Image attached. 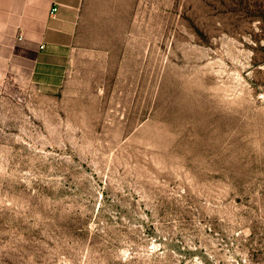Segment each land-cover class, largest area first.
<instances>
[{
    "label": "rangeland",
    "instance_id": "rangeland-1",
    "mask_svg": "<svg viewBox=\"0 0 264 264\" xmlns=\"http://www.w3.org/2000/svg\"><path fill=\"white\" fill-rule=\"evenodd\" d=\"M25 66L0 264H264V0H87L61 76Z\"/></svg>",
    "mask_w": 264,
    "mask_h": 264
},
{
    "label": "crops",
    "instance_id": "crops-1",
    "mask_svg": "<svg viewBox=\"0 0 264 264\" xmlns=\"http://www.w3.org/2000/svg\"><path fill=\"white\" fill-rule=\"evenodd\" d=\"M86 1L0 0V78L27 63L36 79L60 77L77 46Z\"/></svg>",
    "mask_w": 264,
    "mask_h": 264
},
{
    "label": "built area",
    "instance_id": "built-area-1",
    "mask_svg": "<svg viewBox=\"0 0 264 264\" xmlns=\"http://www.w3.org/2000/svg\"><path fill=\"white\" fill-rule=\"evenodd\" d=\"M57 9H58L57 7L53 8V9H52V10H53L52 12H55Z\"/></svg>",
    "mask_w": 264,
    "mask_h": 264
}]
</instances>
